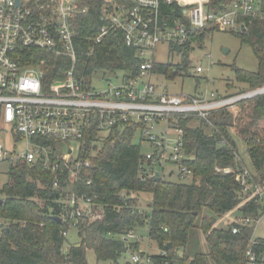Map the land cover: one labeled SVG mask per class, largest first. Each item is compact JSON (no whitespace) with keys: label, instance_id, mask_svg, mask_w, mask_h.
<instances>
[{"label":"trees","instance_id":"16d2710c","mask_svg":"<svg viewBox=\"0 0 264 264\" xmlns=\"http://www.w3.org/2000/svg\"><path fill=\"white\" fill-rule=\"evenodd\" d=\"M88 2L89 11L79 17L76 26L79 38L93 37L100 26V0ZM260 32L261 24L255 29L254 23L249 31L232 32L241 43L250 44L257 61L254 72L233 68L235 80L255 89L264 87V43L259 38ZM205 33L191 35L182 45H169V53L180 56V63L154 62L152 73L163 75L167 80H174L179 74L187 76L192 44L201 42ZM87 48L89 43L83 45L74 69V77L84 86L100 73L137 75L145 62L121 37L110 34L93 46L92 56L84 54ZM22 57L21 64H32L43 72L44 87L54 80L64 79L69 68V60L46 51L23 50ZM237 104L236 113L227 109L211 113L208 119L212 127L202 120L192 125L195 118L190 116L177 118V126L183 130V149L189 157L185 164L193 174L191 183L163 178L140 181L137 166L142 158L141 146L135 142L137 127L131 125L119 127L121 130L115 127L105 136L93 129L87 132L78 157L89 161L90 166L81 168L74 182L65 177L67 170L57 147L59 142L39 139V144L52 146L51 163L60 165L57 170L60 189L52 186L55 172L45 168L41 161L17 160L9 165L8 181L0 189V220L4 223L0 232V264H87V250L94 252L97 263L121 264L120 258L127 251H136L138 242L115 236L144 225L148 226L149 239L160 251L150 255L155 264H247L245 252L254 226L228 220L224 227H214L218 219L234 209L241 217L259 219L264 214V206L257 198L242 203L248 195L237 177L243 166L236 158L237 143L241 141L246 146L251 168L259 180H264V95ZM226 168L231 172L223 173ZM60 169L64 174H60ZM65 188L78 195L97 196L104 205V216L93 222L80 218L76 227L79 244L63 251L65 237L62 233L69 231L71 223L54 217L62 218L67 211L63 205ZM121 192H124L123 197H120ZM138 193L151 195L150 212L138 213L137 199L133 198ZM233 226L240 231L233 234ZM194 228L201 231L208 252H197L190 257L186 244ZM255 240L254 251L264 256V239Z\"/></svg>","mask_w":264,"mask_h":264},{"label":"built area","instance_id":"2783aa9c","mask_svg":"<svg viewBox=\"0 0 264 264\" xmlns=\"http://www.w3.org/2000/svg\"><path fill=\"white\" fill-rule=\"evenodd\" d=\"M88 11V0H0L1 123L11 126L14 134L25 142V150L16 155L14 161L0 145V160H10L9 165L17 160L41 161L45 168L55 172L52 186L60 189L57 173L60 165L51 163L52 146L39 144V139L65 143L64 150L59 144L57 147L65 159V177L74 182L80 169L90 166L89 161L78 157L85 134L93 129L105 136L115 127L121 130L118 128L131 125L137 127V143L141 147L147 143L150 147L149 152L142 153L137 166L140 181L175 177L177 182L191 183L193 174L185 164L189 157L183 149V130L177 126V118L190 116L212 127L208 119L211 113L232 109L244 99L263 96L264 87L221 96L212 91L199 96L157 91L151 83L156 75L151 71L154 61L148 56L153 55L159 43L182 45L193 34L214 30L245 32L253 23L255 29L261 24L259 38L264 43V0L216 3L212 0H100L98 32L93 37L79 38L77 22ZM108 34L121 37L145 62L137 75L121 72L122 76L110 80L104 73L96 74L90 84L84 86L74 77L76 58L85 43H89V48L84 54L92 56L93 46L100 44ZM28 49L50 52L57 58L69 60L65 78L44 87L43 72L32 64H21L22 51ZM195 72H202V68L197 66ZM94 77L105 85L94 88ZM69 142L78 144L76 155ZM223 171L231 172L228 168ZM60 174H64V170L60 169ZM237 177L248 195L245 201L257 198L264 206V191L251 180L249 172L243 168ZM63 191L67 211L60 219L70 222V228H76L80 218L89 222L103 218L104 205L97 196L78 195L66 188ZM257 221L251 217L240 219L242 226ZM3 228L4 223L0 221V232ZM239 231V227H232L233 234ZM67 234L68 230L62 233L64 237ZM125 239L138 241L132 230L121 236V240ZM256 245L251 237L245 252L247 264L264 261V256L254 251ZM140 253L131 255L125 264H155L146 252Z\"/></svg>","mask_w":264,"mask_h":264},{"label":"rangeland","instance_id":"374dc122","mask_svg":"<svg viewBox=\"0 0 264 264\" xmlns=\"http://www.w3.org/2000/svg\"><path fill=\"white\" fill-rule=\"evenodd\" d=\"M156 63H172L178 64L181 61L180 56L169 53V47L166 43H159L155 47L152 56H148ZM189 69L188 75L183 76L179 74L174 80H167L163 75H154L151 78V83L156 87L157 91H166L169 94H187V95H209L210 91L224 95H232L241 92H250L255 88H249L247 85L238 83L235 80L233 68L243 69L254 72L257 70V61L252 52L249 43H241L240 39L229 31L214 30L205 33L201 42H194L189 53ZM199 66L202 72H195V68ZM102 73H100L101 76ZM106 79L115 80V76L120 77L123 73L118 72L116 75L105 72ZM105 82L98 77H94L92 86L94 88L103 87ZM257 89V88H256ZM239 105L237 104L231 112H237ZM199 121L194 119L191 124L197 125ZM138 139L135 140V142ZM25 142L20 140L13 132L11 126L1 123L0 125V145L9 157L14 161L15 156L25 150ZM61 148H66L65 143H59ZM69 146L73 149V154H77L78 144L69 142ZM238 162L241 163L251 175V180L256 183L261 191H264V180L258 179V174L253 171L250 166V161L246 153V146L243 142L238 141ZM150 147L147 143L142 144L141 153L149 152ZM10 160H0V189L8 181V169ZM230 171L231 169L228 168ZM223 173H225L223 171ZM156 178V177H155ZM153 178V179H155ZM158 178V177H157ZM256 178L258 180H256ZM159 179V178H158ZM169 181L177 182L175 177H163ZM122 193V192H121ZM120 193V194H121ZM124 195V192H123ZM247 197V196H245ZM136 198V206L139 214L150 212L149 202L151 195L148 193H138L133 195ZM246 199V198H245ZM243 199L242 203L245 201ZM241 214L236 209L227 213L225 216L218 219L214 227L222 228L228 220L240 222ZM2 221V220H0ZM3 222V221H2ZM252 232V238H264V214L258 219ZM133 235L138 241L127 240L130 242H138L136 251H127L119 262L124 264L130 259V256L140 252H146L148 255L159 254L156 244L148 237V226L144 225L136 227L132 230ZM116 239H121V236H115ZM80 239L75 227H71L63 243V251H66L69 246L79 244ZM129 242V243H130ZM186 252L192 257L195 253H207L208 245L206 244L201 231L194 228L190 231L188 241L186 244ZM181 255V250L177 252ZM87 264H111L109 262H96L94 252L87 250L86 253Z\"/></svg>","mask_w":264,"mask_h":264},{"label":"water","instance_id":"95a60500","mask_svg":"<svg viewBox=\"0 0 264 264\" xmlns=\"http://www.w3.org/2000/svg\"><path fill=\"white\" fill-rule=\"evenodd\" d=\"M259 37H260V35H259ZM155 180H158V178L156 177ZM1 202H2V200L0 199V203H1ZM54 218L57 219V220H59V221H61L60 218H56V217H54ZM169 246H170V244L167 245V247H169Z\"/></svg>","mask_w":264,"mask_h":264},{"label":"crops","instance_id":"0c3cea01","mask_svg":"<svg viewBox=\"0 0 264 264\" xmlns=\"http://www.w3.org/2000/svg\"><path fill=\"white\" fill-rule=\"evenodd\" d=\"M258 239V238H257ZM262 239H264V238H262Z\"/></svg>","mask_w":264,"mask_h":264},{"label":"bare ground","instance_id":"6f19581e","mask_svg":"<svg viewBox=\"0 0 264 264\" xmlns=\"http://www.w3.org/2000/svg\"><path fill=\"white\" fill-rule=\"evenodd\" d=\"M126 240V239H125ZM127 241V240H126Z\"/></svg>","mask_w":264,"mask_h":264}]
</instances>
